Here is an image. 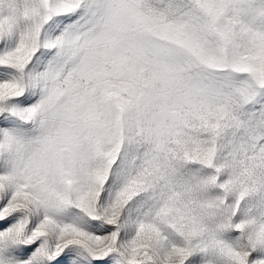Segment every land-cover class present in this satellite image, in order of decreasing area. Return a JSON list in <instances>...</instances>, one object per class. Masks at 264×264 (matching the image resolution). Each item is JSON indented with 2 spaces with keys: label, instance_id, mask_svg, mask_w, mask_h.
<instances>
[{
  "label": "snow or ice",
  "instance_id": "1",
  "mask_svg": "<svg viewBox=\"0 0 264 264\" xmlns=\"http://www.w3.org/2000/svg\"><path fill=\"white\" fill-rule=\"evenodd\" d=\"M0 264H264V0H0Z\"/></svg>",
  "mask_w": 264,
  "mask_h": 264
}]
</instances>
